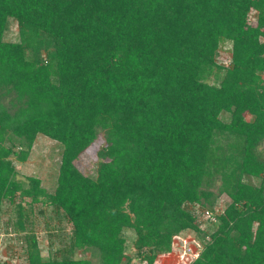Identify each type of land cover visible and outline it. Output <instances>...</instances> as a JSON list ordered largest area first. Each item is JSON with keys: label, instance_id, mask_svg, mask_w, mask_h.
<instances>
[{"label": "trees", "instance_id": "trees-1", "mask_svg": "<svg viewBox=\"0 0 264 264\" xmlns=\"http://www.w3.org/2000/svg\"><path fill=\"white\" fill-rule=\"evenodd\" d=\"M100 135L92 177L77 160ZM40 136L61 147L50 187L15 161ZM263 146L264 0H0V211L19 264H158L189 233L203 246L182 264H264ZM217 176L230 202L204 226ZM39 204L71 225L47 255Z\"/></svg>", "mask_w": 264, "mask_h": 264}, {"label": "rangeland", "instance_id": "rangeland-1", "mask_svg": "<svg viewBox=\"0 0 264 264\" xmlns=\"http://www.w3.org/2000/svg\"><path fill=\"white\" fill-rule=\"evenodd\" d=\"M250 20L255 21L253 15H251ZM7 38L15 41L19 39L18 25L15 22H12ZM220 47L221 55L217 57V61L219 64L227 65L230 63L232 46L229 42H223ZM208 81L211 83L218 82V79L215 77V71L209 74ZM222 118L227 119L228 114L223 113ZM247 118L250 119L251 115H247ZM104 145V138L100 135L93 146L77 160V165L87 175L96 176L99 165L98 151ZM262 149L264 150V146ZM15 161L19 170V178L25 179L28 175L36 174L43 178L44 185L50 187L55 183L58 175V168L61 162V147L54 140L40 136L32 149L28 161L26 163ZM222 182L223 179L217 176L208 179L204 184L206 188L211 189L215 193L216 205L213 207V212L217 215L223 213L230 202L227 191H222ZM34 209V228L38 233L43 254L47 255L50 248L55 250L58 247L65 246V243L69 241L67 234L71 231V225L62 220L61 217L53 215L50 207L39 204ZM41 209H44V213H41ZM13 212V208L8 205H4L0 211V264H19L24 260V234L14 232L11 225L12 219L15 218ZM203 220L204 226L208 225L206 219ZM127 236L133 237L134 233L127 231ZM175 242L176 250L169 255L159 258L158 264H182L184 257H196L203 246V243L197 240L194 234L191 233L178 237L175 239ZM128 252L135 255L136 251L131 246ZM75 255L79 258L89 257L94 262L99 261L98 253L91 250H77Z\"/></svg>", "mask_w": 264, "mask_h": 264}, {"label": "built area", "instance_id": "built-area-1", "mask_svg": "<svg viewBox=\"0 0 264 264\" xmlns=\"http://www.w3.org/2000/svg\"><path fill=\"white\" fill-rule=\"evenodd\" d=\"M203 219H206V221H209L211 223L213 222H217V214H215L213 212V210H210V209H207L203 212V215H202ZM197 257V256H196ZM194 256V258H196Z\"/></svg>", "mask_w": 264, "mask_h": 264}]
</instances>
